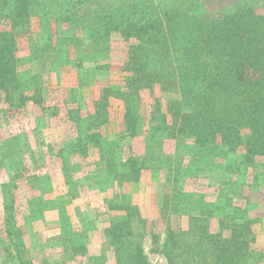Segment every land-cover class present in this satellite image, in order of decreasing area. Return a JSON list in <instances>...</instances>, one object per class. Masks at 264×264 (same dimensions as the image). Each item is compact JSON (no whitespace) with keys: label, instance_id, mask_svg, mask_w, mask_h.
Wrapping results in <instances>:
<instances>
[{"label":"trees","instance_id":"trees-1","mask_svg":"<svg viewBox=\"0 0 264 264\" xmlns=\"http://www.w3.org/2000/svg\"><path fill=\"white\" fill-rule=\"evenodd\" d=\"M202 1L0 0V123L26 119V130L47 135L39 155L27 149L32 165L0 153L1 201H8L7 176L28 179L25 200L37 207L23 225L30 229L40 212L60 222L52 264H153L147 236L148 251L166 264H262L264 244L249 217L238 215L244 208L218 216L200 192H192L196 200L183 193L187 178L203 177L227 207L239 175L264 171V14L256 11L264 0H235L210 13ZM112 37L124 45L114 48ZM87 43L93 47L83 51ZM116 52L118 62L109 59ZM64 69H76V92L66 91ZM139 136L143 150L135 153L130 139ZM164 140L172 155L162 151ZM141 170L159 181L162 233L148 230L130 194ZM226 171L234 183L221 177ZM81 197L98 198L83 228L72 205ZM5 205L0 264H33L25 238L35 232L26 235L13 199ZM173 215L186 217V227H173ZM95 222L100 231L89 242Z\"/></svg>","mask_w":264,"mask_h":264},{"label":"rangeland","instance_id":"rangeland-1","mask_svg":"<svg viewBox=\"0 0 264 264\" xmlns=\"http://www.w3.org/2000/svg\"><path fill=\"white\" fill-rule=\"evenodd\" d=\"M232 1L235 0H203L204 7L207 9V11L210 12H216L218 11L222 6L225 4L228 5ZM256 11L260 14H264V5L258 4ZM225 7V6H224ZM61 27V26H60ZM113 40L111 43H117L114 48L119 47V45L123 46L124 43L117 37V39L112 37ZM121 42V43H120ZM87 43L83 47V51L86 50H91L93 45ZM120 53L116 52L113 56H110V60L118 62L120 59ZM119 58V59H118ZM109 60V61H110ZM111 62V61H110ZM62 78L64 80V84L69 87L66 89V91H74L76 92V87H77V73L76 69H72L70 72H66V69L62 70L61 73ZM153 95V94H152ZM157 95L156 93L153 95ZM147 98V97H144ZM160 99H165L164 96L161 94ZM44 107L48 112L50 113L52 111V106L49 105L48 103L44 104ZM29 112L30 115V120H32L31 116L33 114V110L31 111L30 109L27 108L26 110ZM24 109V112H26ZM59 113V112H58ZM112 117H109L108 121L110 122L108 126V131L109 129H112L111 126V119ZM4 119V118H3ZM6 119V118H5ZM26 120V119H25ZM23 120H18L16 121L15 119L12 120V122H8V125L1 124L0 123V153H4L6 156H13L19 153L18 157L21 160H25L27 164L32 165L33 161L26 152L27 149L31 150L33 148V151L35 153H38L40 148H45V145L42 143L43 139L47 138V135L45 134V137L42 133L38 132H33L31 130H26L27 129V122ZM28 120V118H27ZM7 121V119L5 120ZM30 122V126L32 127V122ZM57 126L62 129L61 121H58ZM30 131V132H29ZM29 132V133H28ZM7 137L5 140L4 138ZM16 137V138H15ZM4 140V141H3ZM131 143H134L132 145V152L139 153L143 150V140L142 137H136L134 140L130 139ZM3 141L2 145L1 142ZM173 144L168 142L167 140H164L163 146H162V151H164V154H171L173 153ZM46 151H49L47 148ZM158 152V151H157ZM122 154V153H121ZM123 155V154H122ZM42 158V163H45V158ZM262 159V158H261ZM263 160V159H262ZM232 162V160H231ZM34 166V165H33ZM262 167L258 166L255 172H257L258 177L255 178V174H253L251 171L250 173H247L245 175L246 178H243L241 175L238 176V184L239 186H234L236 189L237 195L233 196L231 198L230 203L226 207L222 200L220 198L217 199L214 186H209L207 184V180L204 179L203 177H200L197 181L187 178V180L184 181V187H183V193L185 198L191 199L194 198L195 200L198 199V197H193L195 195L192 194L193 191H198L200 192L199 194L201 196H204L205 199L208 201L212 202V204L208 205L209 207L214 209V214L215 215H222L224 213L231 212L234 206H240L244 208V211L239 213L238 215H244L248 216L250 221H251V230L253 233L256 235V243L259 245V242L257 241L259 239L260 243L264 244V178L262 177V174L264 175V171H262ZM261 172V173H259ZM4 173V172H3ZM54 172L52 174V178L56 179V177H59V173L55 175ZM5 175V173H4ZM7 175V174H6ZM221 177H226L229 180H231V184L234 183L235 181V175L234 173L230 171H226L223 173V176ZM9 178V179H8ZM133 178V184H131V195L133 196V200L135 204H138L140 207V211L144 217L149 222V227L148 230L150 232L152 231H158L160 233L163 232V221L161 220L159 214H158V207H157V191L159 189L158 185V180L152 179V174L149 170H141L139 172H136L134 174ZM220 178V177H219ZM217 178V179H219ZM4 180L3 178H1ZM7 182L9 186H7L8 190V203L12 202L13 199V206H14V212L16 215V219L18 220V223L20 225L24 224L23 218L27 214L28 209V202L26 203L25 198L31 197V192H29V186L27 185L28 179H22V176L18 177H12V175L7 176ZM161 183V182H160ZM231 186V185H230ZM52 187V186H51ZM53 188L54 191L53 193H58L62 190V184H60L59 181H54L53 183ZM121 189L117 188V190H123L127 189L124 188L123 186L120 187ZM129 190V189H128ZM99 194H102L101 191H98ZM216 198V199H215ZM98 198L94 197V200L88 199V197L84 198L81 197L74 202H72V205H78L79 207V213L80 215L82 214L83 216H80L76 212V217L78 216L82 218V223L80 226L83 228L85 225L88 226V218L90 217V212L89 210H93L95 206H92L93 204L95 205V200ZM215 200H220V205L215 206L216 201ZM223 199V198H222ZM202 200V199H201ZM7 202H4L5 204ZM32 203V202H31ZM30 203V210L33 211L36 209L37 204ZM201 203V202H200ZM5 204H2L1 201V194H0V217H1V212H3V206ZM53 205V204H52ZM72 205H69L68 210L72 213L74 210V207ZM6 206V205H5ZM222 207V208H221ZM246 213V214H245ZM38 215V214H37ZM29 218V217H28ZM26 216V219H28ZM36 220L32 221V226L31 228H27V226L23 225V230L28 235V233L31 232V229L35 232V234H31L29 236H26L25 238V248L27 250V253L31 256L33 259V264H40V260L47 259L50 264L53 263V258L57 257L58 254L60 253V249L58 246H56L58 242V237L60 235V222L56 217L51 216L48 214V212L42 214V212L39 213L38 216L35 217ZM93 223V228L91 231H86L89 236V242L90 240L93 241V237H97V231H100L98 225H95ZM171 225L173 227H179V226H184L186 227L187 225V218L183 217L182 219L176 215L171 216ZM29 226V225H28ZM80 227V228H81ZM91 233V234H90ZM149 237L147 236L144 240V247L145 250L148 252V257L149 260L153 264H166L165 258L160 255L159 253H154V252H149ZM261 245V244H260ZM100 247V246H99ZM255 248H257V245H254ZM259 247H263L262 251H264V245H261ZM93 249L97 250L98 246H92ZM90 249V248H89ZM259 249V248H257ZM91 250V249H90ZM77 260L69 261L67 264H79L76 262ZM262 264H264V259L261 261Z\"/></svg>","mask_w":264,"mask_h":264}]
</instances>
